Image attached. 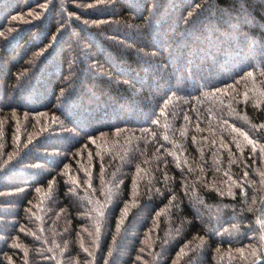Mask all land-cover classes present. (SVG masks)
<instances>
[{
    "label": "trees",
    "instance_id": "obj_1",
    "mask_svg": "<svg viewBox=\"0 0 264 264\" xmlns=\"http://www.w3.org/2000/svg\"><path fill=\"white\" fill-rule=\"evenodd\" d=\"M0 264H264V0H0Z\"/></svg>",
    "mask_w": 264,
    "mask_h": 264
}]
</instances>
